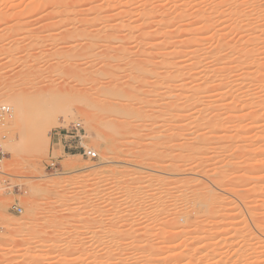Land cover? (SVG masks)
I'll return each mask as SVG.
<instances>
[{
    "label": "rangeland",
    "instance_id": "obj_1",
    "mask_svg": "<svg viewBox=\"0 0 264 264\" xmlns=\"http://www.w3.org/2000/svg\"><path fill=\"white\" fill-rule=\"evenodd\" d=\"M33 1L34 0H0V103H1L0 105L1 106H3V105L9 106V108H10L9 116H6L5 118H0V143H1L0 145L2 146L3 152H6L5 147L2 145V143L6 140V138L9 137L11 130L14 134L11 132L10 135H14V137L16 139H18V137H19L18 132L20 133L22 131L24 132L25 130L26 131L29 130L30 127L32 125H34L32 122L33 121L37 122L39 120V118L42 117L43 112L46 111V109L52 110V114L55 117L54 119L59 124H57L56 122H53V121L48 122V124L45 123L47 127L44 124L45 129H48L47 131H49V133H48L49 143H48L46 148L44 147V142L42 141L43 144H41L42 147L40 148V151L38 150L36 152L31 151L30 153H24L23 158L19 159L18 161H16L14 163L15 169L14 168H13L14 170L11 169L9 172L10 174L4 175V174L0 173V224L5 223V222L11 223V222H16V221L19 222L20 221V222H22V226H23V227L21 226L22 228H20V231H15V232L0 229V247L4 245L3 247L9 248V250H6V251L4 250L5 253L2 252L3 250L0 249V252H1L0 253V264H28V263L29 264H46V263H49V264H76L77 259L83 260L85 264H92V263H90V261L94 257L98 256L99 251L97 249L95 252L92 251L93 247L91 248V246L93 244L96 245V243H98V245H99V243H101V241H102L101 244L107 242L108 239L110 238V236H109L110 233H111V237L115 238V239L111 238L112 241L115 240V242L116 241H117V243L120 242V244H124V241H127L126 243L129 244V243H133L134 239L132 238V240H131V237H132L131 235L135 231L133 233V235L135 234L136 237H134L135 235L133 237L135 238V240L137 242L138 241L140 242L141 240H143L140 243H142V245L145 244V246H147L146 244L149 245L148 242L153 241L152 243H154L155 245L159 244L158 245L159 248L156 246L157 247L156 250H158V249L161 250L162 247H160V246L163 245L162 242L166 241V239H167V238H165V236L169 238V240L167 239V241H171L172 239L175 240L174 238H175V236H178V233H180L179 235H181V233H183L185 229L190 228L189 226H191L192 224L194 227V223L197 220L198 221L200 220L201 222L204 221V224H205L207 219L208 220L213 219L212 220L213 225H214V227L216 226V228H214L212 225L213 230L215 231L214 233H219V232H216V230L221 231V229H223V228L224 229L228 228L227 229L228 232L226 230L227 234L223 233L224 236H226V237L228 236L227 239H225V237H222L223 234H221V235L219 234L220 236L217 234V236H219V239L217 238L216 234H214L212 236V240L210 239L211 240L210 243L212 245L214 243V242L212 243V241H215L217 243L218 240H220V239L223 240V241H221V243H220V241H218V244L215 243V246L219 245V244L222 246L219 245L218 247L216 246L215 248L213 247L214 245L212 246L213 247L212 252H213L214 256L212 255L213 257L211 260H213V261L211 262V264H213V262L215 264H233V263L234 264H241V263L242 264L243 263L244 264H264V252L260 250V249H262V250L264 249V247H262L260 245V243H262L260 240H262V238H263V231H264V207H263V204H264L263 200L264 199L262 200V198H261V200H260V197L258 195L259 194L258 187L260 188V185L262 184V182H260L261 177L259 176V175L262 176V169H259L261 166L259 164H257V162H258L257 160H259V158H260V157L258 158V156H260L259 155L260 154L259 149H260V147H262V145L259 143H262L264 141V137H263L264 136L263 135L264 134V129H263L264 128V126H263L264 120H262V118H264V117L261 116L262 117L261 121H260L261 123H259V126H260V124H262L260 126L261 130H259V131H262L263 134L261 132H258L259 133L258 134L257 128H255L254 124L252 125L251 123H249L250 120L245 118V114L246 115H247V113H248V115H249V113L252 114L253 111L250 112L252 110V108H253L254 112H255L256 108H258V110L264 111V109H262L264 107L263 106L264 105V103H263L264 102V100H263L264 99V0H232V2L235 3V5H234V3H231L230 0H224V1L220 0L221 2H224L223 4H221L222 6H220L219 0H215L217 3L219 1V3H218L219 7L217 6V3L215 1L212 0L213 1L212 2L211 0H209L208 5H210V4L213 5V7L211 5V7H212L211 13H212V16L214 18L213 25H214V23H215V25H214V27H213V25L211 26L213 28H211V27L209 28L211 30V31L209 30L210 33L208 30L205 31V34L207 32V35L204 34V36L206 37V36H209L210 34L213 35L214 42L212 43V45H214V46L216 45L215 43H217V44L220 43L219 44L220 47L222 44V46L226 47V49L229 45H231V46L234 45V46H237L238 48L243 46L241 49L243 51H246L247 54L250 55L249 59L247 57L248 62L245 59L244 60L245 62L243 61L244 63H239L238 61L237 62L234 61V63H233L232 61L234 58L231 57L232 61H230L231 63H229V65L232 64L231 66H233V64H235L234 67L237 66V67H235L236 71L233 70L234 68H231L233 70L232 74L236 75L238 73L237 74L238 77H240L241 73H242V75L243 74H246L247 76L249 75L247 77V79L245 80L246 83L244 82L242 85L243 90L244 89L247 90V88L249 89V88L253 87L251 89H253L255 91L254 92L255 94L253 95L254 97L251 96L252 100H253V98L254 99L256 98L255 99L256 103L260 102L257 104H261V105H259V107L261 106L260 107L261 109H260L259 107H257L258 105L255 106L254 100H253V102H252V100H249V99H251L250 96L247 97V96L243 95V99H242V96H238V95L235 96L236 95L235 91L236 90L238 91V89H236V88L232 89L231 88V90H230L229 86L232 84L229 85V81L226 79H223V82H224L223 85L225 84V81H228V87H229L228 88L227 86H224L225 88L223 87V90L226 89L225 92H228L227 94L231 93L232 97H233V94H235L234 95L235 97H239V98L241 97L240 99H238V98H236V99L238 101L240 100L242 102V104H241L242 107L245 106L244 107L245 109L242 111L243 108L240 107L241 102L239 101L240 102L239 103L235 99L236 103L238 102L239 104H236L234 102V105L235 104L237 106L239 105L238 107L241 108V111H240V109L235 111L234 110L235 108L232 107V105H233L232 101L233 100H231L234 97L233 98L230 97L231 94H230V96L227 95V96H229L227 98L228 100L226 99L227 96H225V100L232 103L231 105H229L230 103L227 102V104H228L227 107L229 106L228 110H230L231 113H232V111H234L233 114H231L230 112L229 113L231 114V116H233L235 114L237 115L236 112L239 113V111H240L239 114L240 115L242 114L244 117H242L240 115H238V116L235 115L233 118L236 119L239 116L242 117V120L245 118L246 121H244V120L241 121V122H244L241 124L244 125L245 123H247L249 125L245 124L244 126H247V127L249 126L251 129L249 127L247 128V127L242 126L240 128V131H237V130H239V129H237L239 127L236 126L237 128L235 130L234 126L237 123L232 118V120H231L232 124L230 122H226V123L229 124L227 126L228 129L230 128L231 125L233 126V123H234V126H233L234 128H232V126H231V129H229V131H226L224 128L223 130H221L222 132H219V134L222 137L217 135L218 137L217 138L215 137L216 140H214L212 142L214 147L215 146L219 147V149L216 147L217 152H214V151H213L214 153L210 152V153H212V157H210V159L208 158L210 153H209V155L208 154L206 155V153L199 154V155H203V157L206 156L208 158L207 163H204V165L206 167L205 168L206 170L211 169L210 172H212L214 170L213 171V172H215L214 175H212L213 172L212 173L209 172V174H211V177L210 176L208 177L207 175H205V173L208 170L206 171L205 169H202L201 166H198L197 162H193L190 160L186 161L185 165L183 164V166H181V165L178 166L179 168L177 166H174V164L172 166H170L171 168H167L169 166H167L166 168H163L161 166V168H160V166L149 165L148 164L149 160H146V158H145L146 157L145 146H147L149 144L150 139H151L150 142L158 141V143H160V141L158 139L154 141V139L148 137V136H150L148 134L149 132L148 133L146 132V131L151 130L150 129L151 128L150 126H152L151 125L152 123H150L151 118H147L148 120L146 121V120H143V119H146L144 116H141V118H139L140 117L139 116L138 119L134 120V122L132 124H137V125H133V126H136V127L147 126L146 128L150 127L149 128L150 130L146 129L144 127L145 130L142 128L143 130H141L139 132L138 130L141 129L140 127H139V129L134 128V129H136V133L138 131L139 134L134 135L135 132L133 133V130H134L133 129L132 130V137L131 138H128L129 136L127 137V139L133 140L132 144H127L126 140L125 141H123V140L116 141L112 131L110 130V126H109L110 122L119 121L118 117H115L117 119L116 120V119H114V117L112 118V117L108 116V113L104 112V110H102L101 108H100V110H97V111L95 110L96 108H94L93 110H90V112H87V111H85V108L82 104L78 105L80 102L79 103L77 102L78 100H76V98L74 96L75 94L81 93L82 96L88 95L91 99L94 98V100H98L97 97L99 95L101 96V99L104 98V96H105L104 90L105 89L100 88L99 87L100 84H99V86L97 84L94 85V83L93 84L87 83V85L84 84L86 86H83L81 84H77V81L75 82L74 78H71L72 80L70 79L71 76L69 74H64V73L63 74L62 73L56 74L53 71V69H52L53 68L52 66L54 65L53 62H55V64H57V63L71 64V62L74 63L73 61H76V60H74L75 57H71V59H68V61L67 60L63 61V58H62V56L66 52L71 53L70 55H72L71 49L68 48L67 46H65L66 41L69 40V39L68 40L66 39L68 34H69L68 32H70L71 30L69 31L68 29H70V28L66 29L67 27L62 26V25L60 27V24L57 23L56 19L51 20L50 16H49L50 18H48L47 17L48 15L46 16V14H45V13H47L46 12L47 10L46 11L44 10L42 12L41 11L42 8H39L41 11L40 12L39 9H37L35 6V1L34 2ZM200 1H202V0H200ZM206 1L207 2L205 4L207 5L208 0H206ZM210 1H211V3H210ZM237 1H239V2H237ZM241 1H244V2H242V5H241L242 7L240 5H239L240 7L239 6L238 7L242 10L243 15L246 13V15L248 16V17L247 16L245 17L247 19V21L245 18H243L242 21L243 22L246 21L248 23L251 22L250 27H249V25L246 26V24H245L246 22L243 24L248 28H245V27L243 28L241 26L243 22H240V20H239L240 18H238L237 16L234 15V10H235V8H238L237 5L240 4ZM247 1H249V2L251 1V3H248ZM214 2L216 4L215 7L213 4ZM33 3H34L35 7L33 6ZM202 4H201L200 8L203 6ZM203 8H207V7L204 6ZM215 8L217 10H215ZM37 10L39 12H37ZM253 10L256 13H254ZM215 18H217L216 21L218 23L215 22ZM218 18H219V20H218ZM54 21H55V23H54ZM238 23H241V24L238 25ZM199 24L201 25V23H199ZM62 29H63V32H61ZM65 31H67V33H68V34L66 33L67 35L62 34ZM200 32L203 33V31H200ZM208 33H209V35H208ZM224 33H226L228 35V38H229V40L227 38L228 41H226V42L218 40L220 35L222 36ZM65 35H66V37H65ZM216 40H218L220 42H216ZM240 41H242L244 43L242 44V43H240ZM129 42L130 41L126 42V45L128 48H130L132 46V44H129ZM221 42H223V43H221ZM118 43L120 44V42H118ZM130 43H132V42H130ZM209 43L211 44V41ZM215 47H217V45ZM223 50H225V49H223ZM86 56H87V58H86ZM251 56H254V57L252 58ZM82 57L81 58L77 57L76 59L78 61H79V59L81 61L83 59L82 62L92 61L93 64H94L93 60L95 61L96 64L99 61L98 56H91L90 57V55H85ZM84 58H85V60H84ZM90 58H91V60H90ZM64 59H67V58H64ZM223 61L225 62L226 60H223ZM223 61H222V63H224ZM228 61L229 60H227L225 63H227ZM246 62H247V64H246ZM254 62H255V64H254ZM49 64H50V67L48 66ZM242 64L244 65V67ZM238 66H240V67H238ZM246 66H248V67H246ZM249 66H251V67H249ZM257 66H259V67H257ZM245 67H246V69H245ZM243 70L244 71L248 70L249 72H251V74L247 73L248 71L242 72ZM104 71H105L104 76L109 75L110 70H104ZM254 74L256 76H254ZM67 75L70 77H68ZM234 75H233L234 78L235 77L238 78L237 76H234ZM68 78L70 79L71 82L68 81L69 80ZM249 78H250V81L248 80ZM253 78H254V80H253ZM256 78H258V79H256ZM255 79L257 81H255ZM260 79H261V81H260ZM248 81L251 83H247ZM65 83H67L66 88L63 89V84L65 85ZM52 84H53V86H52ZM244 85H245V87H244ZM59 86L62 87L63 90H61ZM89 86H91V87H89ZM103 86H104V83H103ZM72 87H74V88H72ZM226 87L230 91H228ZM53 88H55L56 91H57V89L60 90V92L65 97H63V95H62L61 96L62 98L59 99V97H58L57 99L58 100L63 99V100H61L59 102L57 101V103L54 102L53 104L49 105V103H50L49 101H52V100L49 99L46 102V100H44V99H48V98H46V96H48L50 94V93H48L49 91L53 92ZM69 88H72V89L70 90ZM86 88H89V89H86ZM64 90H66V91H64ZM67 90L68 91L70 90L71 92L69 93ZM97 90H99V92L101 94ZM241 90H242V88L239 89V91H241ZM38 92H40V93H38ZM45 92H46V94H45ZM236 93H238V92H236ZM41 94H43V95H41ZM66 94H69L68 96L73 95L74 98L73 97L68 98L70 100V101H68ZM96 94H98V96ZM102 95H104L103 98H102ZM261 97H263V98H261ZM259 98H260V100H258ZM247 99L252 102V108L250 109V111H248L249 108H246V105L243 104V103L246 104V102L248 101ZM165 100H167V99H165ZM73 101H74V103H73ZM68 102H69V106H66V104H68ZM162 102H166V101H164V100L161 101V107L162 106L164 107V105H162ZM248 102H247V104H248ZM225 104H226V102H225ZM253 105H254V107H253ZM39 110L43 111V112H40L42 114H39ZM88 111H89V109H88ZM256 112H257V109H256ZM229 113H228V115H229ZM37 114H38V120H37V116H36ZM34 115H35V118H34ZM39 115H40V117H39ZM261 115H264V114H261ZM32 116H33V118H32ZM19 117H21V118L29 117L33 121L31 120V124H30L29 123L30 121L27 120L25 122L26 127L24 124V127L22 125L20 128L22 131L19 130V128L17 129V128L12 127L6 123L7 120H9V119H14L16 122H19V120H21ZM161 117H163V116H161ZM163 118L165 121H167L166 117H163ZM163 118L162 119L155 118V119H152L153 121H151V122H153V124H154V121L156 122V120H158L159 123L161 121H163L161 128L159 127V130L160 131L163 130V131L160 132L159 130L156 129V132H155L156 134L153 133L154 131L152 132L153 133L152 134L151 133L152 130L150 131V133H151V135L155 134L154 138L156 139L157 133L160 132L162 135H160V133H159L158 138L160 139V137H161V142L163 141L162 139H164V140L167 139V143L168 144L170 143L169 145H167V143H166L165 144L166 146L161 144V143L160 144L162 145L161 151L163 149L166 150V151L163 150V152H165L164 155L162 152V155H163L162 160L165 161L166 164H170V163L172 164V162H174V160H172V159H175V158H173L172 156H169V155H172L171 153H178L179 152V151L177 152V150H175L178 147V145H176V143H179V145H180L181 142L179 140L184 141V139H183V137H181V135L180 136L178 135L179 138L176 141V139H174V137L170 136L171 130L169 129V125H167L169 122L168 121L164 122ZM34 119H36V120H34ZM111 119H114V120H111ZM240 120H241V118H240ZM138 121H139V123H138ZM36 122H35V124H36ZM75 122L80 123V133H81V135H83V139H82L83 144L96 151V153H97L96 158H87L86 156L82 155L77 149H74V144H71L69 142V140H70L69 135L71 133L70 131H72L71 126ZM27 123H29L30 125L29 124L27 125ZM107 123H108V125H106ZM147 123H148V125H147ZM164 124H165V128L168 127L167 129H169V130L164 128ZM166 125H167V127H166ZM28 126H30V127H28ZM27 127H28V129H27ZM8 128H10V129H8ZM162 128H164L165 130ZM30 130H32V129H30ZM4 131H5V133H4ZM157 131H159V132H157ZM25 132H24V135L26 134ZM28 132H27L28 134L31 133L30 131H28ZM28 134H26V135H28ZM167 134L168 135L170 134V135L166 136ZM260 134H262V135L260 136ZM3 135H5V136H3ZM201 136H198L199 139H197L198 137L193 138V136L192 137L191 136L190 137L184 136V137H185V139H186V137L190 138L191 141L188 140V141H190L189 144L190 143L193 144L192 141L193 140H194V142L196 140L199 141ZM167 137H169L170 139H168ZM219 137H220V139H219ZM175 138H177V136ZM202 138H203V136H202ZM171 139H174L175 141L174 140H172V141H174L176 143H173L171 141ZM168 140H169V142H168ZM170 141L172 142V144ZM188 141H187V143H188ZM147 142H148V144H147ZM165 142H166V140H165ZM123 143H124V146H123ZM223 143H224V146L222 148H220V146H222ZM173 144H175L176 146L170 148V146H172ZM69 145L72 146V147H70V149L68 148ZM241 145H243V146H241ZM259 145H261V146H259ZM236 146H237V148H236ZM165 147H166V149H165ZM232 147H234V148H232ZM242 147H244L245 149H243ZM257 151H258V153H257ZM213 154H216L217 156L216 155L214 156ZM100 155H105L108 159L103 161V159H101ZM143 156H145V157H143ZM244 157H245V159H244ZM228 158H230V159H228ZM10 159L11 158L8 154H6L4 156L2 164H1V169L2 168L5 169V167H6V170H7L9 168L10 165H7V163L10 164V161H9ZM170 160H171V162H170ZM51 161L55 163V166H53V167L49 166V163ZM228 161L230 162V164L228 163ZM222 162H225V164ZM214 165L218 169L220 168V170H221V168H223L221 166L226 165L225 168L226 167L229 168L230 166H232V168L234 167L233 169L235 172L233 170H230V172L233 171V172H231L233 175H231V173L230 174L228 173L229 171L227 170V168L226 169L224 168L226 170L225 172L223 171L224 169L221 170L222 172L221 171L219 172V170H217V168H215V167H214L215 169L214 168L212 169V166H214ZM255 165L260 166V167L258 166L259 168L257 167L259 170L256 168ZM218 166H220V167H218ZM172 167H174V168H172ZM254 170H255V172H254ZM256 170H258L259 172L258 171L256 172ZM252 172H254V173H252ZM216 173H217V175H216ZM222 173H223V176L227 175V177H230V176H233V177H230L227 179H225V177H224V179H223V177H221V175H220ZM259 173H261V174H259ZM51 174L54 175V176H52V178L54 179V183L50 187H46L45 190L41 189V187L43 188V186L46 185V178H47L46 176L51 175ZM157 174L161 175V176H157ZM228 174L230 176H228ZM34 175H36V176L34 177ZM156 176L159 178L161 177V179H163V181L162 180L160 181L162 184H160V182L159 183L156 182V180H155L157 178ZM183 177H185V179ZM218 177H221V180L223 179L226 182L228 180L227 184L225 181H224V183L222 182V184H225V185H229L230 182H232V181H235V182L237 181V182L236 183L234 182L233 184L231 183V185H229V186H225L222 184L220 185V183L218 182V180L220 178L218 179ZM252 177H254V179ZM178 178H180V179H178ZM186 178H188V179H186ZM189 178L194 179V181L189 179ZM215 178H216V182H218L217 183L218 186L216 185V182L214 183ZM231 178H232V181H231ZM234 178L237 180H235ZM249 178H251V179H249ZM140 179H143L140 181L141 183L138 181ZM195 179H197V181H195ZM244 179H245V181H244ZM186 180L188 182H186ZM189 180L193 181L192 182L193 184L190 183ZM238 180H240V181H238ZM258 180H260V181H258ZM176 181H178V182H176ZM182 182L185 184H183ZM194 182H198L197 185L199 188L196 187L197 185L194 184ZM258 182L260 184H258ZM135 183H136V185H135ZM142 183H144V184H142ZM156 183H157V185H156ZM177 183H180V184L178 185ZM138 184H140V185H138ZM181 184H183V185H181ZM200 184L201 185L204 184V185H202L203 187ZM133 185H135L136 187H137V185L138 186L143 185V186L139 187L137 189ZM205 185H207V186L212 185L211 187H213L214 190L216 189L215 192L218 191L217 193L221 192V194H222V192L223 193L226 192L224 195H227L228 197L225 196V200H224L225 202L224 201H223V203L220 202V204L217 205L218 208L220 207L219 209H220V212L222 214H219V217H218L217 213H219V212H216L215 214H217V215H215V214L213 215L215 218L214 217H212V218L208 217L207 218V217H203V216H206L204 214L205 213L204 212V213H201L202 215L201 214L190 215L192 218L190 216H188L189 218L187 217L188 219L186 218L187 220H185L184 219L185 217L183 218V215H182L186 212L187 208H185V207L187 205H189L188 209L192 207V204H188L189 200L186 201L188 194H189V197L192 195L191 194L192 192L190 190L194 191L193 187H195L197 190L199 189V192H200L199 194H201V193L203 194ZM128 186H132V190H134L132 192V198L136 197V199H137L139 197V195L141 194L139 197L140 199L138 198L139 201H138V199L136 200L135 198H133L134 200H132V198H131V200L133 202H135V200H136L135 203L137 205L135 203H133L132 201L129 204V205H132V206H130L129 210L132 209V211L135 212V213L132 212L135 216V218H132L133 221H131L130 218H129L130 220L129 219L125 220V218L130 214V212L127 211L129 214L125 213L123 211V208L121 205V202L126 197L127 192L125 191V189ZM175 186L178 188L175 189ZM215 186H217L218 188ZM221 186L223 188L228 189V190L225 191ZM200 187H201V189H200ZM135 189H137V190H135ZM196 189H195V191H197ZM229 189H230V192H229ZM40 190H42V192H40ZM231 190L233 192L234 191L235 192L232 193ZM236 191H238L241 194L239 195ZM231 193L234 195H232ZM235 193H237L239 196L237 194L235 195ZM159 194H164V195L160 196ZM157 196L161 197V199H158ZM236 197L239 200L240 199L242 200L243 198L244 199H243V201H239ZM257 197H258V199H257ZM94 198H95V200H94ZM83 199H84V201H83ZM188 199H191V198H188ZM159 200L160 201L163 200V203L165 202L164 204L166 206L164 205L165 209H163V211H162V208L164 206L160 205V203H162V202L159 203ZM230 200L233 203L235 202L234 206L238 205V206L242 207V208L239 207L241 212H239L238 208L233 209L234 206H232L233 205L232 202H231L232 204L229 203L231 205V206L230 205L229 206H230V208L232 207L231 208L232 210H237V212L236 211L234 212L232 210L225 212V210H223L224 209L223 206H225V208H226L227 203H228V201L230 202ZM96 201L99 202L98 203L99 205L96 203ZM116 202H118V203H116ZM241 202H242V204H239ZM243 202L246 204H244ZM94 203L97 205L95 206ZM156 203L158 204V206ZM13 204L20 205L22 207V212L16 213V212L12 211L11 206ZM91 204L92 205L94 204L93 206H95V207H93V206L90 207ZM108 204L110 206H107ZM167 205L170 207H168ZM172 205H174V207ZM244 205L247 206V207L245 206V209H243ZM31 206H34L35 208L32 209V208H30ZM97 206L101 207L100 210H99V208H96ZM179 206L182 208H179ZM108 207H110V208H108ZM143 207H144V209H143ZM167 207L169 209H167ZM90 208L92 209V211L96 208L97 211L96 212L95 211L90 212V210H89ZM133 208H135L136 210L135 209L133 210ZM183 208L185 211L183 210ZM80 209H83L84 213H83V211L81 212L83 215L82 214L78 215V213H80V211H81ZM138 209H140L139 210L140 212L138 211ZM188 209H187V211H189ZM77 210H79V212ZM106 210H109V211H106ZM181 210H183L184 213H182ZM136 211L139 212L140 215L142 214L144 217L142 220V215H141V220H139L140 222H138V219H137L138 217H136L139 213H137ZM158 211H159V213H158ZM168 211L172 214L168 213ZM178 211H180L181 215L177 214V213L174 214L175 212H178ZM76 212H78V213H76ZM98 212L100 215L97 214ZM227 212H229V214ZM232 212H233V214H236V213L237 214L234 216L232 214ZM32 213H33V215L36 216V218H35L36 220L33 221L32 224L25 223L28 221L29 216L30 217L33 216ZM225 213H227V214H225ZM239 213H240V215L238 216ZM121 215H123V216L125 215L124 216L125 218L122 216L124 218V219H122ZM231 215H233V217ZM197 216H199L200 218ZM201 216L203 219L201 218ZM117 217H119V219ZM33 218H34V216H33ZM174 218L176 221L181 220L179 222L180 225L177 222V224L180 227L183 224H186L185 227L183 225L181 228H178L179 226L177 224H175V222L173 221ZM181 218H183V219H181ZM205 218H207V219H205ZM253 218H255V220ZM130 221L134 222L135 224L131 223L132 225L128 226ZM141 221H143V222H141ZM167 221L168 222H174V223L170 224V223H167ZM198 221H197V223H198ZM189 222L191 225L188 226ZM201 222H199L197 225H199L200 227L201 226L203 227L204 225ZM210 223H212V222H210ZM210 223L206 224V225H211ZM125 224H127V225L125 226ZM167 224H168V226L170 225L169 228H168ZM173 224L175 225V227H173ZM28 225H32V226H28ZM195 225H196V223H195ZM144 226L146 229H143ZM129 227H132L133 230L134 229H136V230H134V231L132 230L133 231L132 232L130 230L131 228H129ZM149 227H152V228H149ZM170 227H171V229H170ZM33 228H34L33 233H32V230H31V232L29 231V233H31V234L27 233L28 229H33ZM72 228L74 229V231H72L73 234H71V232L69 231V230H73ZM191 228H192V226H191ZM111 229L112 230L114 229L117 232L119 229V233H120V229L121 230L125 229V231L131 232V235H130L131 237L129 235L126 236L127 232H124V230H123L121 233L123 236H124L123 232L125 233L127 240H124L126 238L125 236H124L125 237L124 239H122V237H123L122 236L121 240H119L120 237H118L117 235H116V237H114L115 231H113V233H112ZM148 229H150V230H148ZM161 229L162 230L164 229V230L161 231ZM45 230L48 231L49 233H51V230L53 232H52V234H49V233L46 234L47 237H45V239H44L45 242H43L45 244L44 247H42V248L36 247V250H35V247H33V246H28V247L23 246L24 242H26L25 239H27L31 245H35L38 241L41 240V237H39L41 231H45ZM107 230H111V232L108 233ZM146 230H147V234L141 232V231L146 232ZM165 230L169 233H166ZM168 230H170V231H168ZM171 230L172 231L175 230L176 235H173V236L170 235L169 236V234H171L170 233ZM181 230H183V231H181ZM137 231L138 232L140 231L139 232L140 236L138 235ZM176 231H178V232H176ZM162 232H165L167 235L165 233H162ZM61 233H62V235H59ZM67 233H70V234H67ZM186 233L187 232L185 230V232L183 234L186 237H184L183 234H182V236L187 240V242L189 241V243H191V241H192L191 244L193 245V241L194 242L196 241V240H194V237L196 238V236H193L192 234L190 235L187 233L188 236L190 235V237H187ZM64 234H67V235H64ZM99 234H100V236H99ZM164 234H165V236H163ZM173 234H174V232H173ZM63 235H64V238H63ZM104 235H106L109 238L107 239V237ZM112 235H114V236H112ZM120 236H121V234H120ZM162 236L165 238V240H163L164 239L163 238L162 242H161ZM182 236H181V239L183 240ZM214 236H216V237L213 238ZM229 237H231V238H229ZM255 237H257V238L255 239ZM189 238H192V240ZM215 239H218V240L216 241ZM253 239L256 241L259 240L260 242L257 241V244L254 243V245H253V244H251V242L252 241L256 242ZM66 240L67 241H69V240L74 241L75 240L74 242H76V243H74L73 241H69L68 244H70V242H71L72 245L74 244V245H77L78 247L72 246L70 244V246H72L71 247L72 249L69 247H68L69 248L68 249L66 247L68 245ZM128 240H129V242H128ZM135 240H134V242H136ZM144 240H148V242L146 243V241L144 242ZM63 241H65L66 243ZM180 241H179V243H181ZM53 242H58V243H61L62 245L60 244V246L55 248L52 246ZM77 242L83 244L82 245L83 250L86 249L85 250L86 252L81 250L82 249V247L80 246L81 244L78 245ZM172 242H174V241H172ZM152 243L150 242V244H152ZM85 245H88L86 247H89V248L84 247ZM95 245H94L93 250H95V248L97 246V245L96 246ZM192 245H191V247H192ZM194 245H195L194 249L196 248V246L198 247V244H196V242ZM256 245H258V246L260 245V246L258 247ZM260 247H262V248H260ZM66 248L68 249V251ZM79 248H81V249H79ZM89 249H91V250L89 251ZM192 249H193V247L188 251V253L189 254L191 253L193 256L191 254L190 255L187 254L188 257L189 256L195 257L194 255H196V259H198L199 258L198 252H197V254H194V253H196L197 248L195 250H192ZM213 249H215V250L213 251ZM69 250H71V251H69ZM172 250L174 251L175 248L174 249L172 248ZM172 250L167 252L169 254H167L166 251L165 252L162 251L163 254L158 253L159 252L158 251L157 257L164 256V254L166 253L169 256L168 257L169 259H167V261H171L172 258L170 257V255H172V253H173ZM191 250L193 251V253L190 252ZM239 251H240V253H239L240 256L237 253ZM113 252L115 253V251H113ZM31 253L35 254L36 257H34L33 254L31 255ZM101 253L102 252H100V255L102 256ZM135 253H136V255L138 254L137 251H135ZM27 254L28 255L30 254L32 256V258L31 259L28 258L29 260L28 259L25 260L26 259L25 256ZM242 254H243V256H242ZM248 254H250L251 257ZM197 255H198V258H197ZM235 255L236 256L238 255L237 256L238 258ZM180 256H181V254H180ZM180 256H179V258H180ZM182 256H183V254H182ZM246 256H247V258H245ZM183 257H186V256H183ZM183 257H181L182 258L180 260L181 263L182 262L184 263L185 262L184 260H188L187 258L185 259ZM242 257H244V258H242ZM235 258H236V260H235ZM159 259H162V258H159ZM69 260H71V261H69ZM195 261L196 260L194 259L193 262L196 263ZM180 262H177V264H179Z\"/></svg>",
    "mask_w": 264,
    "mask_h": 264
},
{
    "label": "bare ground",
    "instance_id": "obj_2",
    "mask_svg": "<svg viewBox=\"0 0 264 264\" xmlns=\"http://www.w3.org/2000/svg\"><path fill=\"white\" fill-rule=\"evenodd\" d=\"M34 1H35V6H36L37 9L42 8L41 9L42 12L44 10L45 11L47 10L46 12L48 14L45 13V12L44 13L46 14V16L48 15L47 16L48 18L51 17V20L52 19H56L57 23L60 24V27L62 25V26L67 27L66 29L70 28V29H68L69 31L71 30L70 32H68L70 35L67 33V31H65L62 34L63 35L66 34V33L68 34L66 39L67 40L69 39V40L66 41L67 45L65 44V46H67L68 48L71 49V52H72L73 56L70 55L71 53L66 52L62 56V58H63V61L64 60L68 61V59H71V57H75L74 60H76V61H73L74 63L71 62V64H67V63H62V64L61 63H57V64H55V62L52 61L54 63V65L52 66L53 67L52 68L53 71L56 74H61V73L62 74L63 73L64 74H69L71 77L68 76V75L67 76L70 77V79L74 78L75 82L77 81V84H81L83 86H86L87 83H92V84L94 83V85L97 84L98 86L100 84L99 87L100 88H104L106 90V91L104 90L105 93L103 92L105 94V96L102 95V98L104 96L103 99H101L100 95L98 96V94L100 92H99V90H97L99 92L98 94H96L98 96L97 97L98 100H94V98L91 99L88 95L82 96L81 93H79V94L77 93L74 96H75L76 100H78L77 102L78 103L80 102L78 105L82 104L84 106V108H85V111H87V112H90V110H93L94 108H96L95 109L96 111L100 110V108H101L102 110H104V112L108 113V116H110L112 118L114 117V119H116L115 117H118L119 121L110 122V125H109L110 126V130L112 131L116 141H120V140L125 141L126 140L127 144H132L133 140L132 139H127V137L128 136H129L128 138L132 137V130L134 128L139 129L140 126L136 127V126H133V125H137V124H132L134 122V120L138 119L139 116H140L139 118H141V116H144L146 119H143V118L142 119L146 120V121L148 120L147 118H151V121H153L152 119H155V118L162 119L163 117H166V120L170 123V124L166 123L167 125H169V129L171 130V135L170 134L169 135L174 137V139H176V141L179 138L178 135L179 136L181 135V137H183L184 141L179 140L181 142L180 145H179V143L174 142L175 141L174 139H171V141L174 140V141H172L173 143H176V145H178V147L177 148L175 147L176 149L175 148L174 149L177 150V152L178 151L179 152L178 153H171L172 155L168 154L169 156H172L175 159H172V160H174V162H172V164L171 163L170 164H166L165 161L162 160L163 155H164L165 152H163L164 149L161 151V149H162V145L161 144L165 145L167 143V139H165L166 142H165L164 139H162L163 141L161 142V137H160V139L158 138L159 137L158 136L159 133L161 131H163V130H161V131L159 130V127L161 128V125L163 124V121H161L162 123L161 122L159 123V121L156 120V122L154 121V124H153V122L150 121V123H152L151 124L152 126H150L151 128L150 127L149 128L152 131L149 128H146L147 126L140 127L141 129L138 130L139 132L141 130H143L144 127L146 129H149L151 131V133L153 131H154L153 133H155L156 129L160 131V132L157 131L159 133H157L156 139L154 138L156 133L154 135H151L150 131H146L147 133L149 132L148 134L150 136H148V137L154 139V141L158 139L160 141V143H161V144L158 143V141L150 142L151 141V139H150L149 144L147 142L148 145L145 146V148H146V151H145L146 157L145 156H143V157H145L146 160H149L148 164L151 165V166H153V165L154 166H160V168H161V166L163 168H166L167 166H169L167 168H171L170 166H172L174 164V166L178 167L180 165L183 166V164L185 165V162L190 160V161H193V162H197L198 166H201L202 169H205L206 167H205L204 163H207L208 158L210 159V157H212V153H210V152H213V151L217 152V149H216L217 146L214 147L212 142L214 140H216V138L218 137L217 135L222 137L219 134V132H222L221 130H223L225 128L226 131H229V129H231V126H232L231 125L232 124L231 120L236 115L234 113L235 115L231 116V114H233L234 111L231 110L232 111V113H231L230 110H228L229 106L227 107V105H228L227 102H229V101H227L228 100L227 98L230 96L231 93L227 94L228 92H225L226 89L223 90V87L224 86L228 87V81H229V85L232 84V85L229 86L230 90H231V88L232 89L233 88L238 89V91L235 89L236 90L235 91L236 95L233 94L234 98L232 97V94L230 96V97L233 98V99H231V100H233L232 101L233 105H234V102L236 103V101H238L236 98H238V99L241 98V97L240 98L239 97H235L237 95L238 96H242V99H243V95H245L247 97H249V96L250 97L251 96L254 97L253 95L255 94L254 93L255 91L253 89H251L253 87H251L249 89L247 88V90H245V89L243 90V87H242L243 83L244 82L246 83L245 80L247 79V77L249 75L248 76L246 74L242 75V73H241L240 77H238L237 76L238 73L236 75L232 74L233 70L236 71L235 67H237V66L234 67L235 64H233V66H231L232 64L229 65V63H231L230 61H232L231 60L232 58H234L233 61H232L233 63H234V61L235 62L238 61L239 63H244L245 62L244 60L245 59L247 60V57L249 59L250 55L247 54L246 51H243L241 49L243 46L238 48L237 46L232 45L233 46L232 47L231 45H229L227 47V49H226V47H223L222 44H221V47H220V45H219L220 43H218V44L215 43L217 45V47H215L216 45L215 46L212 45V43L214 42V37L211 34L209 35V33L211 31L209 28L213 25L214 18H213L212 13H211L213 5L212 4L208 5L209 4V0H208L207 5L205 4L207 2L206 0H202V1H200V0H34ZM211 1H210V3H211ZM213 1H215V0H213ZM219 1H218V3H219ZM221 1L219 3L220 6H222L221 4L224 3V2H221ZM215 2L213 3L214 7L216 5ZM230 2L234 3V2H232V0H230ZM237 2H239V1H237ZM242 2H244V1H241L240 4H238V5L236 4L237 7L239 5L241 6ZM247 2L251 3V1L250 2L247 1ZM218 3H217V6H218ZM201 4L203 6L200 8ZM211 5H212V7H211ZM234 5H235V3H234ZM33 6H34V3H33ZM204 6L207 7V8H203ZM239 7L235 8L234 15L237 16L238 18H240L239 19L240 22H243L242 21L243 18H245L247 15H246V13L243 15V12H242V10ZM215 10H217V9L215 8ZM39 11H40V9H39ZM39 11L37 10V12H39ZM253 12H254V10H253ZM254 13H256V12H254ZM216 20H217V18H215V22H217ZM218 20H219V18H218ZM246 21H247V19H246ZM245 22H243L242 25H241L243 28L244 27L248 28V27H246L247 25H249V27L251 26L250 25L251 22L250 23H248V22L245 23ZM54 23H55V21H54ZM199 23H201V25ZM244 23L246 24V26L243 25ZM239 24H241V23H238V25ZM214 25H215V23H214ZM214 25H213V27H214ZM213 27H211V28H213ZM63 29H62L61 32H63ZM207 30L208 31L210 30L209 33H208L209 36L205 37L204 34H205V31H207ZM200 31H203V33H201ZM66 35H65V37H66ZM205 35H207V32H206ZM220 37H219L220 39L218 38V40H220V41L226 42V41L229 40L228 35L226 33H224L222 36L220 35ZM227 38H228V40H227ZM218 40H216V42H220ZM128 41L132 42V43L129 42V44H132V46L130 48H128L127 45H126V42H128ZM210 41H211V44L209 43ZM118 42H120V44ZM221 43H223V42H221ZM240 43L243 44L244 42L240 41ZM223 49H225V50H223ZM85 55H90V57L91 56H98V60L99 61L96 64L95 61L93 60V62H94V64H93L92 61H90V62H82L83 59H82V61L80 59H79V61L76 59L77 57L81 58L82 56H85ZM251 57L253 58L254 56H251ZM64 58H67V59H64ZM86 58H87V56H86ZM84 60H85V58H84ZM90 60H91V58H90ZM223 60H226V61L229 60V61L227 63H225L226 61L224 62ZM222 61L224 63H222ZM247 62H248V60H247ZM247 62H246V64H247ZM254 64H255V62H254ZM48 66L50 67V64ZM251 66H249V67H251ZM238 67H240V66H238ZM243 67H244V65H243ZM246 67H248V66H246ZM246 67H245V69H246ZM257 67H259V66H257ZM231 68H234V69L232 70ZM104 70H110L109 71V75L104 76L105 75V71ZM246 71H248V70H246ZM246 71L243 70L242 72H246ZM247 73L251 74V72H249V71ZM233 75L237 76L238 78H236V77L234 78ZM254 76H256V75L254 74ZM254 78H253V80H254ZM70 79L68 80L69 82H71ZM223 79L228 80V81H225L226 85L225 84L223 85V83H224ZM256 79H258V78H256ZM256 79H255V81H257ZM248 80L250 81V78ZM249 81L247 83H251ZM260 81H261V79H260ZM103 83H104V86H103ZM66 84L67 83H65V85L63 84V89L66 88ZM84 84H86V85H84ZM52 86H53V84H52ZM74 87H72V88H74ZM89 87H91V86H89ZM244 87H245V85H244ZM72 88H69V89L71 90ZM228 88H227V90H228ZM241 88H242L243 91L242 90L239 91V89H241ZM60 89L63 90L62 87H60ZM86 89H89V88H86ZM70 90L69 91L67 90V91L70 93L71 92ZM230 90H228V91H230ZM64 91H66V90H64ZM236 92H238V93H236ZM38 93H40V92H38ZM48 93H50L48 96H46V98H48V99H44V98L43 99L46 100V102L49 99L52 100V101H49L50 103L48 102L49 105L53 104L54 102L57 103V101L59 102V101L63 100V99H61V100L57 99L58 97H59V99L62 98L61 96L63 95L60 92V90H58V89L56 91L55 88H53V92L49 91ZM45 94H46V92H45ZM41 95H43V94H41ZM66 95H67V99L73 97V95H70V96H68L69 94H66ZM227 95H229V96H227ZM225 96H227L226 97L227 100H225ZM63 97H65V96L63 95ZM252 97L249 100H252ZM261 98H263V97H261ZM165 99H167V100H165ZM235 99H236V101H235ZM255 99L253 98L254 101H255ZM163 100L166 101V102H162V105H164V107L162 106L163 107L162 108L161 107V101H163ZM253 100H252V102H253ZM258 100H260V98ZM68 101H70V100L68 99ZM74 101H73V103H74ZM224 101L226 102V104H225ZM238 102L236 104H239L241 101L239 103ZM247 102H246V104L245 103H243V104L246 105V108H249L248 111H250V109L252 108V102L249 101L248 104H247ZM229 103H230L229 105L232 104L231 102H229ZM257 103H260V102H257ZM257 103L255 101V106L258 105L257 107H259V105H261V104H257ZM241 104H242V102L240 103V105ZM233 105H232V107L235 108L234 109L235 111H237L238 109H240V111H241V108L238 107L239 105L238 106L237 105L233 106ZM66 106H69V102H68V104H66ZM240 107H242V105ZM244 107L245 106L242 107L243 108L242 111L245 109ZM253 107H254V105H253ZM88 109H89V111H88ZM256 109H257V112H256ZM256 109H255V112H256L255 113L253 108H252V110L250 112L253 111L254 113L253 112H252V114L249 113V115L247 113L248 116L245 114V118L250 120V122L247 120L249 123H251L252 125L254 124L255 128H257V133L258 132L262 133V131H259V130H261L260 126L262 124H260V126H259V123H261L260 122L261 118L264 117V115H261V114H264V111L263 110L262 111L258 110V108H256ZM262 109H264V107ZM240 111H239V113H240ZM40 112H43V111L39 110V114H42ZM228 113H229V115L231 117L228 115ZM236 113H237L236 116L240 115L238 112H236ZM36 116H37V120H38V114ZM161 116H163V117H161ZM240 116L244 117L242 114ZM240 116L237 117L238 119L236 117H235L236 119L233 118L236 121V123H237L235 126H234V123H233V126L235 127V130L237 128L236 126L239 127V128H237V129H239L237 131H240V128L242 126H244L245 124H247V123H245L244 125L241 124V123H244V122H241V121H243V120L246 121V120H245V118L242 120V117H240ZM39 117H40V115H39ZM19 118L21 119V120H19V122H16L14 119H9V120H7L6 123L9 124L12 127L17 128V129L19 128V130H21L20 128H21L22 125L24 127V124H25V122L27 120L30 121L29 123L31 124V120L32 119H30L29 117H26V118L19 117ZM32 118H33V116H32ZM34 118H35V115H34ZM54 118L55 117L52 114V110L46 109V111L43 112L42 117L39 118V120L37 122L32 120L33 121L32 123L34 125L31 126L32 128L30 126H28L32 130L29 129L27 131L25 130L26 132L24 131L26 134H28L29 133L28 131H30L31 132L30 134H28V135L25 134L24 135V132L21 130L22 132H20V133L18 132L19 137H18V139H16L14 137V135H10L11 132H12V130H11V132L9 134V137L8 138L5 137L6 140L4 142L2 141L4 143V144L2 143V145L5 147V150H6V152H3L4 156L6 154H8L10 156V158H11L9 160L10 164L7 163V165H10V166H9V168L7 167L8 168L7 170H6V167H5V169H3V168L1 169V166H0V173H2L4 175L5 174H10L9 173L10 170L13 169V168L15 169L14 163L16 161H18L19 159H22L24 153H30L31 151L32 152H36L38 150L40 151V148L42 147L41 144H43V142H44V147L45 148L47 147V145L49 143V136H48L49 131H47L48 129H45V126H46V124H48V122H51V121L56 122ZM240 118H241V120H240ZM114 119H111V120H114ZM34 120H36V119H34ZM163 120H164V118H163ZM262 120H264V118H262ZM167 121L164 120V122H167ZM35 122H36V124H35ZM226 122H230L231 123L230 124L231 126H230L229 129L227 128V126L229 124L226 123ZM29 123H27V125ZM56 123L59 124L58 122H56ZM138 123H139V121H138ZM148 123H147V125H148ZM44 124H45V126H44ZM106 125H108V123ZM167 125H166V127H167ZM247 125H249V124H247ZM233 126H232V128H234ZM263 126H264V124H263ZM25 127H26V124H25ZM28 127H27V129H28ZM244 127H247V126H244ZM164 128H165V124H164ZM164 128H162V129H164ZM167 128H165V129H167ZM8 129H10V128H8ZM169 129H167V130H169ZM138 131L136 133V129H134L133 133L134 132L136 133V134L134 133V135L139 134ZM4 133H5V131H4ZM262 134H260V136ZM160 135H162V134L160 133ZM169 135L167 134L166 136H169ZM201 135L203 136V138H202ZM3 136H5V135H3ZM176 136H177V138H175ZM184 136H189V137L193 136V138H196L198 136H201V137H200L199 141L195 139L196 140L195 142H194V140L192 141L193 144L192 143L189 144V142L191 141L190 138L186 137V139H185ZM220 137H219V139H220ZM167 138L170 139L169 137H167ZM197 139H199V137ZM186 140L187 141L190 140V141H188V143H187ZM168 142H169V140H168ZM172 142H171V144H172ZM169 144L167 143V145H169ZM259 144H261L262 147H260V149H259V153H260L259 155L260 156H258V158L259 157L260 158H259V160H257L259 163L257 161L256 162L262 168L259 165L258 166L260 168L258 166H256L257 164L255 166H256V168L258 167L259 169H262V176L259 175L261 177V179H260L261 181L258 180V181L262 182V184L260 185V188L258 187V189H259L258 190V192H259L258 195L260 197V200H261V198L263 200L264 199V141L262 143H259ZM176 145L173 144L172 146H170V148H172V147H174ZM261 145H259V146H261ZM123 146H124V143H123ZM223 146H224V143H223L222 146H220V148H222ZM241 146H243V145H241ZM217 148L219 149V147H217ZM232 148H234V147H232ZM236 148H237V146H236ZM242 148L245 149L244 147H242ZM165 149H166V147H165ZM164 151H166V150H164ZM162 152H163V155H162ZM204 153H206V155L207 154L209 155V153H210L211 156L209 155V157L207 158L206 156L203 157V155H199V154H204ZM257 153H258V151H257ZM213 155L215 156L216 154H213ZM100 156H101V159H103V161L108 159L105 155H100ZM228 159H230V158H228ZM244 159H245V157H244ZM170 162H171V160H170ZM222 163L225 164V162H222ZM228 163L230 164L229 161H228ZM220 166H218V167H220ZM225 166L226 165L221 166V167H223V168H221V170H223L225 168ZM214 167H215V165L212 166V169ZM172 168H174V167H172ZM215 168H217V167H215ZM231 168H232V166L227 168V170L229 171L228 172L229 174L234 171V169H233L234 167L232 169ZM225 169L223 170L224 172L226 171ZM207 170H206L207 172L205 171L206 173L204 171L203 172L208 177L209 176L211 177V174H209L211 169H207ZM217 170H219V172L221 171L220 168L219 169L217 168ZM230 170H233V171L230 172ZM258 170H256V172ZM212 172H210V173H212ZM254 172H255V170H254ZM254 172H252V173H254ZM214 173L215 172H213L212 175H214ZM223 173L220 174L221 177H223V179H224V177H225V179L233 177V176H230L229 174H228V176H230V177H227V175L223 176ZM259 174H261V173H259ZM216 175H217V173H216ZM231 175H233V174L231 173ZM35 176L36 175H34V177ZM52 176H54V175L51 174V175L46 176L47 177L46 178V185L43 186V188L41 187V189L45 190L46 187H50L54 183V179L52 178ZM157 176H161V175L157 174ZM221 177H218V179L220 178L218 180L220 185L222 184V182L224 183V181H225L223 179L221 180ZM183 178L185 179V177H183ZM252 178L254 179V177H252ZM178 179H180V178H178ZM186 179H188V178H186ZM189 179H191V178H189ZM249 179H251V178H249ZM141 180H143V179H140L138 181L140 182ZM155 180H156L157 183H159L161 180L163 181V179H161V177L160 178L157 177ZM191 180L194 181V179H191ZM191 180H189L190 183L193 182ZM214 180H215L214 181V183H215L216 182V178ZM235 180H237V179H235ZM195 181H197V179H195ZM231 181H232V178H231ZM238 181H240V180H238ZM244 181H245V179H244ZM176 182H178V181H176ZM186 182H188V181L186 180ZM218 182H216L217 186H218V184H217ZM227 182H228V180H227ZM227 182H226V184H227ZM234 182L235 181L230 182L229 185H231V183L233 184ZM157 183H156V185H157ZM142 184H144V183H142ZM160 184H162V183L160 182ZM177 184L179 185L180 183H177ZM183 184H185V183H183ZM183 184H181V185H183ZM194 184L197 185L198 182H194ZM204 184H202V185H204ZM258 184H260V183L258 182ZM135 185H136V183H135ZM135 185H133V186L135 188H137V189L139 187L143 186V185L142 186H138V185H140V184H138L137 187H136ZM222 185H225V184H222ZM229 185H225V186H229ZM211 186L205 185L203 194L202 193L199 194L200 193L199 189L197 190L195 187H193L194 191L190 190L192 192V193L190 192L192 195L190 194L191 196L189 197V194H188L186 201L189 200L188 204H192V207L190 206L192 209L191 208L188 209L189 205H187L185 208H187L189 211H187V209H186V212L184 213L183 212L184 208H183V210H181V212L184 213L182 215H183V218L185 217L184 218L185 220H187L189 218L188 216H190V215H198V214H201V213H204V212H205L204 214L206 216H203V217H207V218L208 217H210V218L214 217L213 215L216 212H219V213H217L218 217H219V214H222L220 212V209H219L220 207L218 208L217 205L220 204V202L223 203V201L225 200V196L226 197H228V196L224 195L226 192L225 193L222 192V194H221V192L217 193L218 191L215 192L216 189L214 190V188L211 187ZM217 186H215V187H217ZM196 187H198V185ZM176 188H178V187L175 186V189ZM137 189H135V190H137ZM195 189L198 192L195 191ZM200 189H201V187H200ZM223 189L225 191L228 190L226 188H223ZM125 191L127 192L126 193V197L121 202V205H122L123 211L125 213H128L127 211H129L130 214L128 213L129 215L128 214L127 215L129 217L127 216L126 218L124 217L126 214L124 216L121 215V218L122 219L125 218V220L130 218L131 221H133L132 218H135L133 213H135V212L132 211V209L129 210L130 206H132V205H129V204L131 203L132 200H134L133 198L136 199V197L132 198V192L134 191V190H132V186L126 187ZM238 191H236V192L240 195L241 193H239ZM40 192H42V190H40ZM229 192H230V189H229ZM231 192L234 193L235 191L233 192L231 190ZM237 193H235V195ZM140 195H139V197H140ZM159 195L161 196V195H164V194H159ZM232 195H234V194H232ZM95 198H94V200H95ZM131 198H132V200H131ZM157 198L161 199V197H158V196H157ZM188 198H191V199H188ZM139 199H138V201H139ZM243 199L242 200L238 199V200L239 201H243ZM257 199H258V197H257ZM136 200H135V202H136ZM231 200H230V202L228 201L226 208H225V206H223L224 209L223 208L222 209L225 210V212L232 210L231 209L232 207L230 208L231 205L229 204V203L232 202ZM83 201H84V199H83ZM118 202H116V203H118ZM135 202H133V203H135ZM160 202H162V203H160ZM263 202H264V200H263ZM96 203L98 204L99 202L96 201ZM159 203H160V205H163V206L165 205L164 204L165 202L163 203V200H161V201L159 200ZM234 203H233L232 206H234ZM97 204H95V206ZM239 204H242V202L239 203ZM244 204H246V203H244ZM93 205L91 204L90 207H92ZM95 206H93V207H95ZM107 206H110V205L108 204ZM157 206H158V204H157ZM165 206L162 208V211H163V209H165ZM172 206L174 207V205H172ZM245 206L246 205H244L243 209H245ZM168 207H170V206H168ZM168 207H167V209H169ZM239 207L240 206L237 205V206H234L233 209L234 208H238L239 209ZM263 207H264V204H263ZM30 208L34 209L35 207L31 206ZM96 208H99V210H100L101 207L97 206ZM96 208L93 211L96 212L97 211ZM108 208H110V207H108ZM179 208H182V207L179 206ZM240 208H242V207H240ZM134 209L135 208H133V210ZM143 209H144V207H143ZM80 210H81L80 213H78L79 210H77L78 212H76V213H78V215L82 214L81 212L83 211V209H80ZM89 210H90V212L92 211L91 208ZM139 210L140 209H138V211ZM106 211H109V210H106ZM232 211H234V212L236 211L237 212V210H232ZM139 212H137V213H139ZM178 212H175L174 214H176V213L180 214V211H178ZM239 212H241L240 209H239ZM83 213H84V211H83ZM158 213H159V211H158ZM168 213H170V212L168 211ZM227 213L229 214V212H227ZM227 213H225V214H227ZM97 214H99V212ZM170 214H172V213H170ZM217 214H215V215H217ZM232 214H233V212H232ZM236 214H233V215L235 216ZM32 215H33V213H32ZM138 215L136 217H138L137 218L138 222H140L139 220H141V215L142 214L140 215V213H139ZM233 215H231V216L233 217ZM239 215H240V213L238 214V216ZM33 216H34V218H33ZM33 216H31V217L29 216L28 217V221L25 222V223L32 224V222L36 220L35 219L36 216L35 215H33ZM119 217H117V218L119 219ZM197 217H199V216H197ZM143 218L144 217L142 215V220H143ZM183 218H181V219H183ZM201 218H202V216H201ZM207 218H205V219H207ZM253 219L255 220V218H253ZM207 220H206L205 224H204V221L201 222L200 220L199 221L197 220L198 223L199 222L203 223V225L205 227L204 226L200 227L199 225H197L198 223L196 221L195 222L196 225L194 223V227H193V224L191 225L190 222H189L188 226L191 225L192 228H191V226H189L190 228L185 229L188 234H190V235L192 234L193 236H196V238L194 237V240H196L195 242H196V244H198V247L196 246L197 249L195 248L196 249V253H194V254H197V252H198V255H199V258H198V255H197L198 259H196V255H194L195 257H192L193 255L191 253L190 254L192 256L188 257V255H190L188 253V251L192 247H193L192 250H195L194 249L195 242L193 241V245L194 246L191 244L192 241H191V243H189V241L187 242V240L184 238L186 236H184V234H183L185 232V230H184L183 233H181V235H179L180 233H178V236H175V238L173 237L175 240L172 239L171 241H167V239L169 240V238L165 236V234L169 233V232H167L166 230H165L166 233L162 232V233H165L163 236H165V238H167V239H166V241L162 242V239L164 237L163 236H162V238L160 237L161 238V242H162L163 245L160 243L162 245V246H160V247H162L161 250L160 249L156 250L157 247L159 248V246H158L159 244L155 245L154 243H152L153 241H150L152 243V244H150V242H148V240H144V242L145 241H146V243L148 242L149 245L148 244H146L147 246H145V244L142 245V243H140V242L143 241V240H141L140 242L139 241L137 242L135 240V238H134V237H136V235L134 234L135 235L134 236L133 233L135 232L134 230H136V229L133 230L132 227H129V228H131L130 229L131 231L132 230L134 231V232L132 231L133 232L132 235H131V232L125 231V229H123V230H124V232H127L126 236H128V235L130 236L131 235L132 236V237L130 236L131 240L133 238L136 242H134V240H133V243H129L128 244V243H126L127 241H124V244H120V242L117 243V241L115 242V240L112 241V239H115V238L111 237V233L110 232H111L112 229L111 230H107L108 233H110L109 234L110 238L107 237L106 235H104V236H106L107 239L109 238L108 241L103 243V244H101L102 243V241H101V243H99V245H98V243H96L97 246L95 244H93L91 246V248L93 247V249H94V245H95L96 248H95V250L92 249V251L95 252L96 249H97L99 251V253H98V256L94 257L90 261V263H92V264H177V262H180V260L182 259L181 257L186 256V257H183V258H185V259L187 258L188 260H184L183 259L185 262L187 261L186 263L182 262L183 264H211V262L213 261L211 259L214 256L213 252H212V248L213 247L215 248L216 246L218 247L220 245L219 244V245L215 246V243H216L215 241H212V243L214 242L213 243L214 246L210 243L211 240H212V236L214 234H216V236H217V234L221 235L223 233H226V230L228 228H226V229L223 228V229H221V231H217L216 230V232H219V233H214L215 231L213 230V227H214L213 221H212L213 219L212 220L211 219L208 220L209 222ZM131 221H130L128 226L132 225L131 223H134V222H131ZM173 221L175 222V224H177V222L179 224V222L181 220L180 221H176L175 218H174ZM141 222H143V221H141ZM174 222H168L167 221V223H170V224L174 223ZM210 222H212V223H210ZM209 223L211 225H206V224H209ZM126 225L127 224H125V226ZM183 225L185 227L186 224H183ZM212 225H213V227H212ZM21 226H22V222H20V221L19 222L18 221L11 222V223L10 222H5V223L0 224V229L1 230H8V231H12V232L14 231L15 232V231H20V228L23 227V226L22 227ZM28 226H32V225H28ZM167 226H168V224H167ZM169 226H168V228H169ZM173 227H175L174 224H173ZM181 227L179 226L178 228H181ZM149 228H152V227H149ZM214 228H216V226ZM143 229H146L145 226H144ZM170 229H171V227H170ZM31 230H32V233H33L34 228L33 229H28V232L27 231L26 232L29 233V231L31 232ZM123 230L120 229V233H119V229H118V232L113 229L112 233H113V231H115V236L114 235H112V236L116 237V235H117L118 237H120L119 240H121V237L123 236L121 232ZM148 230H150V229H148ZM163 230L161 229V231H163ZM45 231H41V233L39 235V237H41V240L38 241L35 245H31L30 242L27 239H25L26 242L23 241L24 242L23 246H27V247L28 246H33V247H35V250H36V247H38V248L44 247L45 246V244L43 243V242H45L44 239H45V237H47L46 234L49 233L48 231H46V232ZM69 231L71 232V234H73L72 231H74V229L73 230H69ZM168 231H170V230H168ZM178 231H176V232H178ZM181 231H183V230H181ZM52 232L53 231L51 230V233H49V234H52ZM124 232H123V234L125 236ZM139 232H138V235H139ZM141 232L147 234V230H146V232H143V231H141ZM173 232H174V234H173ZM227 232H228V230H227ZM170 233L171 234H169V236L170 235H172V236L176 235L175 230L174 231L171 230ZM187 233H186V235H187ZM29 234H31V233H29ZM67 234H70V233H67ZM67 234H64V235H67ZM120 234H121V236H120ZM182 234H183L184 237L182 236ZM59 235H62V233L59 234ZM64 235H63V238H64ZM190 235L189 236L187 235V237H190ZM99 236H100V234H99ZM124 236L122 237V239H124L126 237V236L125 237ZM181 236H182L183 240L181 239ZM216 236H214L213 238H215ZM219 236H217L218 239H219ZM222 237H225V239H227L228 236L226 237L223 234ZM165 238L163 240H165ZM229 238H231V237H229ZM256 238L257 237H255V239ZM189 239L192 240V238H189ZM218 239H215V240L217 241ZM67 240H66L67 244L69 243V241H73V240H69V241H67ZM124 240H127V237ZM172 241H174V242H172ZM179 241L181 243H179ZM218 241H220V243H221V241H223V240L220 239ZM218 241H217L216 244H218ZM254 241H256V240H254ZM257 241L258 242L261 241L262 243H260V245L262 247H264V231H263L262 240H260V241L257 240ZM257 241L256 242L252 241L253 243L251 242V244H253V245H254V243L257 244ZM63 242H65V241H63ZM128 242H129V240H128ZM74 243H76V242H74ZM77 243H78V245L81 244L79 242H77ZM60 244L61 243L53 242L52 246L57 248L58 246H60ZM70 244L72 245L71 242H70ZM70 244H68L66 247L67 248L68 247L71 248L72 246L78 247L77 245H74V244L72 246H70ZM82 245L83 244H81L80 246L82 247ZM191 245H192V247H191ZM3 246L0 247V249L3 250L2 252H4V250L5 251L9 250V248L3 247ZM86 246H88V245H85L84 247H86ZM220 246H222V245H220ZM256 246H258V245H256ZM262 247H260V248H262ZM86 248H89V247H86ZM172 248L173 249L175 248V250L173 251ZM68 249H67V251H68ZM79 249H81V248H79ZM81 250H83V247H82ZM85 250H83V251L86 252ZM90 250L91 249H89V251ZM171 250L173 251L172 255H170L172 260L171 261H167V259H169L168 258L169 256L167 255L169 253H167V252H169ZM192 250L190 252L193 253ZM214 250L215 249H213V251ZM260 250L264 252V249L263 250L260 249ZM69 251H71V250H69ZM113 251H115V253ZM135 251H137V253H138L137 255H136ZM162 251H164V252L166 251L167 254L165 253L166 255L164 254V256L157 257L158 253H162ZM100 252H102L101 253L102 256L100 255ZM155 252L156 253L158 252V253L156 254ZM237 253L239 255L240 251L237 252ZM32 254L33 253H31V255ZM180 254H181V256H180ZM182 254H183V256H182ZM31 255L27 254L25 256L26 259L25 258L24 259L25 260H27L28 258L31 259L32 258ZM33 255H34V257H36L35 254H33ZM248 255L250 256V254H248ZM179 256H180V258H179ZM242 256H243V254H242ZM159 258H162V259H159ZM242 258H244V257H242ZM245 258H247V256ZM194 259L196 260L195 261L196 263L193 262ZM235 260H236V258H235ZM69 261H71V260H69ZM182 263L180 262L179 264H182ZM46 264H49V263H46ZM76 264H85V263H84L83 260L77 259L76 260ZM213 264H215V263L213 262Z\"/></svg>",
    "mask_w": 264,
    "mask_h": 264
},
{
    "label": "built area",
    "instance_id": "obj_3",
    "mask_svg": "<svg viewBox=\"0 0 264 264\" xmlns=\"http://www.w3.org/2000/svg\"><path fill=\"white\" fill-rule=\"evenodd\" d=\"M9 114H10L9 106L3 105L0 107V118H5L6 116H9ZM71 128H72V131H70L71 133L69 135L70 137L69 142L71 144H74V149H77L82 155L86 156L87 158H96L97 157L96 151L90 147L85 146L82 142L83 135H81L80 133V123L79 122L73 123ZM70 147L72 146L69 145L68 148L70 149ZM3 157H4V153H3L2 146L0 145V166L3 161ZM49 166L53 167L55 166V163L51 161L49 163ZM11 210L16 213H21L22 207L20 205L13 204L11 206Z\"/></svg>",
    "mask_w": 264,
    "mask_h": 264
}]
</instances>
